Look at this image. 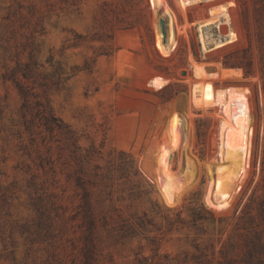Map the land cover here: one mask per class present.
Returning a JSON list of instances; mask_svg holds the SVG:
<instances>
[{
	"label": "rangeland",
	"instance_id": "1",
	"mask_svg": "<svg viewBox=\"0 0 264 264\" xmlns=\"http://www.w3.org/2000/svg\"><path fill=\"white\" fill-rule=\"evenodd\" d=\"M0 264H264V0H0Z\"/></svg>",
	"mask_w": 264,
	"mask_h": 264
},
{
	"label": "crops",
	"instance_id": "2",
	"mask_svg": "<svg viewBox=\"0 0 264 264\" xmlns=\"http://www.w3.org/2000/svg\"><path fill=\"white\" fill-rule=\"evenodd\" d=\"M231 30V26H229L228 24H221V25H218L217 27V32L220 33V34H226L228 33L229 31ZM221 48V47H219ZM217 48V49H219ZM234 69H237L235 65H227V66H224L223 67V71H222V74H224L225 76H230L231 74H236L238 75L240 72L239 70H234Z\"/></svg>",
	"mask_w": 264,
	"mask_h": 264
},
{
	"label": "trees",
	"instance_id": "3",
	"mask_svg": "<svg viewBox=\"0 0 264 264\" xmlns=\"http://www.w3.org/2000/svg\"><path fill=\"white\" fill-rule=\"evenodd\" d=\"M224 63L226 64V61H224ZM166 79H163L161 77H157L155 79V83L158 85V86H162L166 83ZM19 86V91L21 93V95L23 96V99H24V105L27 103V96H28V93H27V90L22 86V85H18Z\"/></svg>",
	"mask_w": 264,
	"mask_h": 264
}]
</instances>
